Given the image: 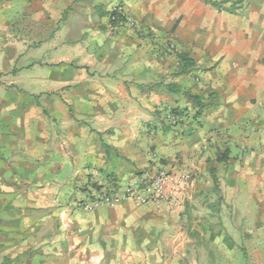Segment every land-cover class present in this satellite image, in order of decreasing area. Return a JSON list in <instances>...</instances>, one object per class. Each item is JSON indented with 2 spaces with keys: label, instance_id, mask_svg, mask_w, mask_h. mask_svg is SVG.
Wrapping results in <instances>:
<instances>
[{
  "label": "crops",
  "instance_id": "1",
  "mask_svg": "<svg viewBox=\"0 0 264 264\" xmlns=\"http://www.w3.org/2000/svg\"><path fill=\"white\" fill-rule=\"evenodd\" d=\"M222 1L0 0V74L39 80L0 104V264H169L212 155L264 167V0ZM159 170L167 202L80 206Z\"/></svg>",
  "mask_w": 264,
  "mask_h": 264
},
{
  "label": "rangeland",
  "instance_id": "2",
  "mask_svg": "<svg viewBox=\"0 0 264 264\" xmlns=\"http://www.w3.org/2000/svg\"><path fill=\"white\" fill-rule=\"evenodd\" d=\"M228 2L235 6L232 0ZM29 44L33 47L36 42L25 46ZM11 47L0 42V50ZM27 62L32 61L27 60L26 66ZM48 71L42 67L41 75L46 77ZM36 73L32 68L1 73L0 83L11 85L0 89V104L12 91L25 100L32 97L34 84L39 83L33 77ZM48 83L43 81L41 86L46 88ZM222 157L212 155L213 170L207 175L211 183L202 185L200 194L185 204L176 227L180 234L175 242L177 253L175 249L171 254L169 247L163 256L170 258L169 264H264L258 261L264 258V167H256L252 154L233 152L227 161H221ZM153 235L162 242L166 237L164 233Z\"/></svg>",
  "mask_w": 264,
  "mask_h": 264
},
{
  "label": "built area",
  "instance_id": "3",
  "mask_svg": "<svg viewBox=\"0 0 264 264\" xmlns=\"http://www.w3.org/2000/svg\"><path fill=\"white\" fill-rule=\"evenodd\" d=\"M109 19L114 23H124L132 28L137 26L136 21L123 10L112 11L109 15ZM186 180H175L171 178L167 171L159 170L150 179H146L139 184L127 185L122 191L114 188L96 191V194L90 195L89 199L81 201L80 206L85 211H93L100 204L114 206L124 200H132L138 207L150 203L157 205L170 200V193L168 190L170 183L182 186V182L184 186L188 183V180Z\"/></svg>",
  "mask_w": 264,
  "mask_h": 264
},
{
  "label": "trees",
  "instance_id": "4",
  "mask_svg": "<svg viewBox=\"0 0 264 264\" xmlns=\"http://www.w3.org/2000/svg\"><path fill=\"white\" fill-rule=\"evenodd\" d=\"M228 0H224V1H222V2H220V3H225V2H227ZM182 60H183V66L185 67V68H187L188 66H190L192 63H190L189 62V60L184 56V57H182ZM199 97H196V99H198ZM200 100V99H199ZM201 107H203V105H201ZM179 113H181V112H179ZM178 110L177 109H172L171 110V114H173L174 116H178ZM226 157H228L227 155H224V157H222V159H220L221 161H227V159H226ZM212 170L213 169H210V172H212ZM103 188H101V187H97V191H100V190H102Z\"/></svg>",
  "mask_w": 264,
  "mask_h": 264
}]
</instances>
